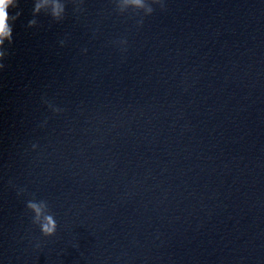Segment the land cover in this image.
<instances>
[{"label": "clouds", "instance_id": "1", "mask_svg": "<svg viewBox=\"0 0 264 264\" xmlns=\"http://www.w3.org/2000/svg\"><path fill=\"white\" fill-rule=\"evenodd\" d=\"M67 2L73 4L75 13L84 11V0H67ZM113 3L115 4V10L120 14L131 10L135 15H140L142 12L143 16H149L153 13L154 8L152 5H159L161 9L165 7L164 0H113ZM41 13L51 16L56 22L62 21L66 14V0H33V18L28 21L27 27H37V16ZM21 15L22 10L20 9L19 0H0V71L5 68L3 61L9 55V48L13 44L14 24ZM137 23L142 26L143 17ZM60 43L63 45L64 41L62 40ZM120 43L126 44L127 41L121 40ZM26 207L33 213L32 222L39 226L43 236L51 237L55 235L57 222L50 213L45 200H29Z\"/></svg>", "mask_w": 264, "mask_h": 264}]
</instances>
